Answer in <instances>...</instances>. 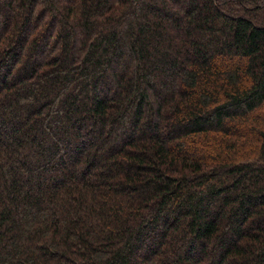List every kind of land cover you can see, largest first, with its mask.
Returning a JSON list of instances; mask_svg holds the SVG:
<instances>
[{"label":"trees","instance_id":"trees-1","mask_svg":"<svg viewBox=\"0 0 264 264\" xmlns=\"http://www.w3.org/2000/svg\"><path fill=\"white\" fill-rule=\"evenodd\" d=\"M0 264H264V0H0Z\"/></svg>","mask_w":264,"mask_h":264},{"label":"rangeland","instance_id":"rangeland-1","mask_svg":"<svg viewBox=\"0 0 264 264\" xmlns=\"http://www.w3.org/2000/svg\"><path fill=\"white\" fill-rule=\"evenodd\" d=\"M230 5H235V3L234 2H231L230 3ZM241 6H243V5H241ZM245 6L246 5H244L243 6V8H245ZM236 10V9H235ZM238 10V9H237ZM239 11V10H238ZM236 12V11H235ZM263 16V15H262ZM54 111H56V110H49L48 112H47V114L46 115H48V119L47 120H44V117L43 118H41V119H37L38 120V122H39V125H40V127H39V132L40 133H47V135H45V136H50V137H53V134H54V132H48V126H50V125H53V126H55V124L52 122V120L51 121H49V119H50V115H52V113L54 112ZM42 120V121H41ZM51 141L52 140H50V143H51Z\"/></svg>","mask_w":264,"mask_h":264}]
</instances>
